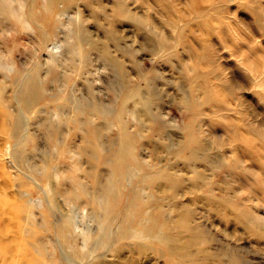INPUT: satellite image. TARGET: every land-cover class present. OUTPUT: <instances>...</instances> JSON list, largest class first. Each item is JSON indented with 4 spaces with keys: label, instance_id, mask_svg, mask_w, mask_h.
I'll list each match as a JSON object with an SVG mask.
<instances>
[{
    "label": "rangeland",
    "instance_id": "1",
    "mask_svg": "<svg viewBox=\"0 0 264 264\" xmlns=\"http://www.w3.org/2000/svg\"><path fill=\"white\" fill-rule=\"evenodd\" d=\"M20 4V0H0V231L9 226L0 233V240L11 249V253L0 251V264H27L39 257V249L47 254V263L55 258L59 264H167L159 252L153 253L156 242L147 241V255L132 247L140 241H128L131 246L122 241L119 252L111 244L101 247L100 209L83 196L65 199L63 190L77 164L76 176L94 195L99 188L115 187L103 159L88 161L78 150L85 138L69 118L75 115L73 104L82 102L97 104L108 114L98 118L77 115L85 125L97 127L101 146L91 145L93 153L100 156V150H109V154L118 142L116 114L127 120L128 130L136 137L134 152L143 165L131 167L129 180H123L121 205L131 186L147 199L163 197L158 201L163 206L161 221L165 216L176 219L169 198L162 194L164 183L143 181L156 169L173 166L184 177L178 199L191 213L193 231L206 240L202 253L207 258L198 262L229 264L233 259L235 264H264V236L237 222L208 196L206 188H192L190 171L182 161L190 148L179 154L190 132L191 149H197L195 166L205 173L215 196L229 197L231 206L242 209L244 205L243 209L264 221V145L256 140L244 144L233 134L245 125L264 136V0H61L55 10L60 22L53 30L39 20L41 29H48L45 42L39 41L41 26L18 20L11 13ZM119 6L126 14L118 11ZM77 31L97 45H106L108 54L87 48L80 56L75 45ZM161 40L175 46V51L165 54L168 49L161 47ZM110 58L122 63L129 86L120 82V71ZM201 74L215 98L214 105L203 102L202 79L197 77ZM30 75H36L47 100L27 111L16 94L20 82ZM133 91L127 100L125 95ZM142 96L147 102L139 101ZM193 102H201V108ZM153 112H158L157 117ZM4 114L15 115L5 127ZM15 123L18 134L14 137ZM23 134L28 139L20 142ZM71 140L74 146L60 148V143ZM89 166L93 174L98 171L95 181L84 174ZM15 203L17 215L13 217L10 205ZM47 223L53 227L70 223V227L61 233L55 227L46 228ZM83 231L92 235L87 237ZM7 238L15 241L7 242ZM184 248L196 252L194 245Z\"/></svg>",
    "mask_w": 264,
    "mask_h": 264
},
{
    "label": "bare ground",
    "instance_id": "2",
    "mask_svg": "<svg viewBox=\"0 0 264 264\" xmlns=\"http://www.w3.org/2000/svg\"><path fill=\"white\" fill-rule=\"evenodd\" d=\"M59 1H61V0H42V4H41V2L37 3L36 0H28V2L26 0H23V1L20 0V2H21L20 6L17 9L11 10V13L13 15H15V17H17L18 20H22V21H25L27 23L32 22V23L36 24L37 26H41L42 24L39 22V20H43L46 22L47 25H49V30L51 29V27L53 30V28L56 26L55 25L56 22H60L59 18H57V17L55 18V10L57 7V3ZM118 11H120L121 13H125L121 6H119ZM41 28H42V26L40 27V30H42L43 32L41 31L42 33L40 35L41 37H40L39 41L44 39V42H45L46 40H48V39H46V36L48 35V33H47L48 29L47 28L41 29ZM75 43H76L75 45L77 47V50H78L80 56H84V53H85L87 48L96 49L104 55L108 54V49H107L106 45H102V46L97 45L95 43V41L92 40L86 33L85 34L79 33L77 31ZM160 44H161V47H163V49L164 48L168 49L167 52H165V54H167L168 52L173 53L175 51V46H166V45H169V43L165 42L164 40H161ZM55 47L56 46H54V48ZM52 48H53V46H52ZM110 60L117 66V68L120 71L119 72L120 82L124 86H129L130 82L128 83V79L126 76L127 75L126 70L124 69L122 63L120 61L116 60L115 58H110ZM253 66H255V65L253 64ZM74 67H75V65H74ZM76 68L79 69V67H77V66H76ZM253 69H254V67H253ZM254 74H255V72H254ZM202 76H203V74H201L197 77L202 79L201 81L200 80L199 81L202 84V88H203V90H202L203 102H207V103L212 102V104H213L215 101L214 100L215 98L211 92L209 85L205 84V82H206L205 75L203 77ZM0 91H1V88H0ZM134 92L135 91H133V93L132 92L128 93L127 95H125V98H127V100H128V98H131V96H134V94H135ZM16 95H17L16 98L18 99L17 101L20 102L21 106L27 111H29L34 105L43 102L47 98L46 97L47 95L45 96V93L43 92L42 84L40 83V81L38 80L36 75H30V76L26 77L24 80H22L20 82V89L18 91V94H16ZM50 99H51V97H50ZM187 99L188 98H186V100ZM48 100H49V98H48ZM189 100H191L190 97H189ZM195 100H197V99H195ZM139 101L147 102V99L145 98V96H142V98ZM197 101H199V99ZM193 103H190V105H192ZM185 104H186V101H185ZM201 104H202L201 102L194 103V105H196L199 108H201ZM223 106H225V105H223ZM227 107L228 106H226V109H227ZM72 108H73V113L75 115L73 114L74 115V118L72 117L73 119L71 117L69 119H71L73 121L74 125L77 127L78 130H81L82 136L85 138L84 143L81 146L78 145V150H80L81 152H83L86 155L88 161H94V160H98L100 158L103 159L102 161L105 164H107V166L111 172V174L109 173L111 175V178L109 179V181L114 183L115 187L111 188V189L99 188L98 194L94 195V193L90 192V189L87 188V185L82 183V181L79 180L78 177L76 176L75 170L76 169L80 170V167L77 164L72 169V170H74V172L68 176L69 185L66 187V189L63 190V195L65 196V199L68 201L78 199L81 196H83L84 198H86V201L88 203H90L94 208L100 209V211L102 213V216H101L102 219H101L100 229H99V233L101 234V240H100L101 247L103 245H106V244H111L112 249L116 252H119V250L122 249V246L120 244L122 241L126 240L124 243L125 245L126 244L130 245V243L128 241H130V242L131 241H137V242L140 241L139 243H136L135 245L133 244L134 246H132V247L135 248L138 252H140L144 255H147V241L149 243L156 242V244L157 243L158 244H157L155 249H152V251L154 250L153 253L159 252L161 254L160 257L164 256L166 261H167V264H168V262H169V264H197L198 261L204 262V260L207 258V256H205V254H203L202 252H204L203 244L206 242V240L204 237H201V235H199V233H196L195 231H193V227L190 224L191 213H190L189 209L187 208V206L183 203V201L178 199V197H179L178 190L182 189V187H183L184 177L181 176L179 173H177L173 166L169 165V167H167V165H166V167L156 169L154 172L150 173V175L148 177L146 176L144 179L142 178L144 182L150 183V184L153 182L154 183H157V182L164 183L165 188L162 189L161 191H162V194L164 197L169 198V200H170L169 205H171L172 209L174 210L175 217L177 215L176 219H172V218H170V219L166 218L165 219V217H167V216H165L164 219H162V221H161L160 217L163 216V215H161L163 206L161 208V205L159 204L160 202L158 203V201L163 197L160 198V197L154 195L155 196L154 199H152V198H151V200L147 199L148 197L145 198L143 196V192L140 191L141 193H139L138 189H137L138 190L137 191L135 188H132L131 186L127 190V193H126L127 199H126V201L124 199L125 203L123 205H121L120 204V198H121L122 194H124L123 190L125 187V186L123 187V180H125V179L129 180L127 175L129 173L131 167H135V165H140V166H141V164L143 165L141 160L138 159V157L135 155V152H134V143H133L134 141H133V139H135L136 137L134 138L133 133L130 130H128L127 124H126L127 120L125 121V119H123V117H121L120 114H116L115 116H113L114 117L113 120H115V124H116L117 129H118V131H117L119 134L118 142L114 145V147H112L113 150L109 154H108L109 150H108V152L104 151V153H102L101 152L102 150H100V156H98V154L93 153L89 149V147L91 145H95V146L100 145L101 146V143L99 142V139L97 136L96 125L89 124V123L85 125L84 122H82L81 120H79L77 118V115L79 113H81L82 115L85 114L83 118L90 117L91 115L98 118V116H100V115L108 116V114H106L105 111L100 109V107L97 104L88 105V104L83 103V102L82 103H75V104H73ZM196 110H198V109H196ZM156 113H158V112H156ZM156 113L153 112L152 115H154V117L155 116L157 117ZM197 114L198 113H196L195 115L197 116ZM4 117L7 121L6 122L7 124L4 123L3 127H5L6 125H10L11 118H12V121H14L15 115L14 114H4ZM230 121H232V120H230ZM227 124H228V122H227ZM232 124H234V123H232ZM250 127L244 125V126H241V128H239V130L236 129L237 131L234 129L233 134H234L235 138H239V139L242 138V141H243L242 143H244V144H247L249 142L254 143L256 140L258 143H261L262 145H264V136L260 135L258 132L254 131V130H251ZM231 132L232 131H230V134H231ZM17 134H18V123H15L14 132H13L12 136L15 137ZM246 134H248L249 136ZM21 136L19 139L20 142L24 138L28 139L27 135H25V134H23L22 137ZM188 136H189V138L187 139L186 143L183 144V142H182L183 147L180 146L182 148L179 149V151H180L179 154L182 155L183 154L182 151L185 149L187 150L190 148V151H186L187 153H185L183 151L185 153V155L183 157L184 159H182L180 155L179 156L182 159V161L185 160L184 161L185 166L187 167V170L190 171V176L188 178L189 181L191 182L190 186H192V188H194V189L206 188V192H208V196L212 200L216 201L218 204L222 205L229 213H231L233 218L237 222L241 223L245 228L249 229L253 233L257 234L258 236H264V221L262 222V220H260L258 218V216L254 215V213H252V210H250L251 212L246 211L245 209H243L244 205H242L243 206L242 209L240 206L239 207H237V206L235 207L233 205L231 206L230 203H231L232 199L229 200L228 199L229 197H226L225 195H221L218 198L215 196V194L211 190L212 188H210L211 182H209L205 173L195 166V162H196L195 157L197 154V153L195 154V152H197V149H196V147H194L196 149V151H193V149H191V147H193L192 146L193 141H192V136H191L190 132H189ZM27 139L25 140V142H27ZM71 142H73V141L71 140L69 142L65 141L63 143H60L61 144L60 148H62V150H64V149L70 148L71 145L74 146V143H71ZM180 147H178V148H180ZM258 149L256 151H258ZM170 152L174 153L175 150H174V152L173 151H170ZM248 154H249V152H248ZM251 155L252 154H249V156H251ZM198 156L200 157L201 155H198ZM260 156H262V155L260 154ZM256 157H258V155ZM180 158H178V160H181ZM203 159H205V156L203 157ZM248 160H250V159H248ZM253 160H257V159L253 158ZM237 161H238V159H237ZM177 163H179V162H177ZM133 164H134V166H132ZM263 164H261V165L258 164V165L262 167ZM93 165L94 164H92V166ZM173 165H176V163ZM213 165H214V163H213ZM239 168H241V167H238V169ZM92 169H93V167H91V166H89L88 168H85L84 174H86L93 181H95V177L98 175V171H97V175H96L95 173L93 174L91 172ZM213 169H214V167H213ZM243 169L246 170L245 168H243ZM243 169L241 171L245 172V171H243ZM78 170H76V172ZM152 170H153V168H152ZM142 171H143V169H142ZM136 172H140V171L137 170ZM146 172H148V171H146ZM259 172L260 171H258V173ZM130 174H131V172H130ZM253 176L254 175L252 174L251 178H253L252 180H255ZM40 178L44 179L45 176H43L41 174ZM250 181L251 180H249V182ZM263 183H261V184H263ZM240 184H241V182H240ZM154 185H156V184H154ZM166 185H167V187H166ZM246 186H247V184H246ZM250 186H254V185L251 184ZM250 186L248 185L247 187H250ZM252 188H255V187H252ZM223 192H224V190H223ZM259 192H260V190H259ZM261 192H263V191H261ZM203 193H204V191H203ZM145 194H147V193H145ZM157 194H158V192H157ZM159 196H161V195H159ZM238 198H239V196H238ZM161 200H163V199H161ZM236 201H237V198H236ZM150 205H151V208L153 207V209L149 212L147 210V206H150ZM10 208L13 212L12 216L16 217V215H17L16 214V212H17L16 211V208H17L16 203L11 204ZM151 208H149V209H151ZM45 214L46 215L48 214L47 208L45 209ZM224 216L226 217L227 214L226 215L224 214ZM16 225H17V223L14 219L13 226L15 227ZM47 225L48 226H46V228L48 227L49 229H51V228L55 227V229L61 233H63L66 229H69V227H70V223H69V225L63 224L62 226L59 225V226H54V227L50 223H47ZM55 225H57V224H55ZM8 227L9 226L4 225L2 228V231H0V233L2 234L5 230L8 229ZM0 229H1V227H0ZM170 230H175V232H171ZM30 231L31 232L33 231V233H34L33 229H30ZM83 233H87L86 234L87 237L92 235V233L89 231H83ZM1 234H0V236H2ZM16 240H18V238ZM176 240H181L182 243L178 244L176 242ZM6 241L10 242V241H15V240H12L11 238H7ZM4 243H5V240H0V251L3 253H7V252L11 253V249L8 248ZM190 244L195 246L196 252L194 251L193 253H190L184 248L185 245H190ZM129 245H127V248H129ZM38 254H39L38 255L39 257H37L34 260L33 259L30 260L27 264H59L58 260H56L55 258L54 259L50 258V259H53V261L50 263H47L46 260L44 259L45 258L44 256H47L44 249H39ZM50 257H52V256L50 255ZM232 260L231 259L228 260L229 264H235V263H233L234 261H232ZM198 263L200 264V262H198ZM205 263H208V262L205 261ZM6 264H20V263H19V261H16V263H15V261H12V262L9 261ZM209 264H210V262H209ZM212 264H215V263H212Z\"/></svg>",
    "mask_w": 264,
    "mask_h": 264
}]
</instances>
